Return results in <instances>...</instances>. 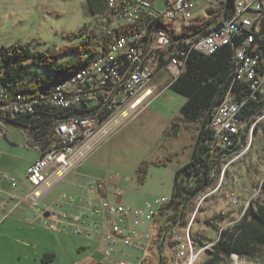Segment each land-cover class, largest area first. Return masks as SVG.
<instances>
[{"label": "rangeland", "instance_id": "obj_1", "mask_svg": "<svg viewBox=\"0 0 264 264\" xmlns=\"http://www.w3.org/2000/svg\"><path fill=\"white\" fill-rule=\"evenodd\" d=\"M214 1L216 3L196 0L200 17L211 18L210 9L221 8L219 0ZM170 23L181 32L190 25V22L176 18H169ZM85 25L97 33L104 31L103 19L92 15L86 0H0V50L19 44L29 45L34 51L58 50L82 41V37L75 35L81 34ZM167 52L170 55L171 50ZM171 82L168 72L160 73L150 83L155 90L152 100L144 101L132 113L120 110L116 117L121 119L115 125L102 127L92 135L82 152L89 151L91 155L78 169L79 175L59 184L52 194L47 193L48 199L42 200L36 208L26 215L20 211L10 216L5 214H10L13 203L1 205L0 264H90L93 260H104L102 233L94 236L87 232L79 236L74 234L76 223L72 224L75 221L71 218L84 213L90 201L88 198L83 204L89 193L75 183L91 188L90 183L101 181L107 199L114 204L139 211L147 210V205L151 204L152 211L161 210L156 201L172 198L176 172L190 161L202 128V120H182L175 124L187 98L171 90L168 87ZM256 128L257 133L254 130L250 133L251 128L243 132L241 137L246 141L243 148L219 163L213 185L190 203L187 224L184 227L178 224L180 227L175 229L174 235L190 234L191 227L192 234L202 233L217 242L221 236L219 226L233 227L251 203L264 204V121ZM244 135H248L245 140ZM46 141L51 140L48 137ZM159 141L171 142L161 147ZM38 145L27 128L0 121V182L19 186L26 183L28 168L41 155ZM160 160L165 161L166 166L154 164ZM145 162H149V169L142 182L138 170ZM229 163L226 170L224 167ZM219 177H224L222 182ZM27 189L32 190V186L27 184ZM80 191L84 196L78 195ZM65 194L67 201H61ZM93 196L96 198L97 195ZM97 198L96 202L99 196ZM45 206H51L54 216L55 212L60 213L59 218H39V211ZM7 217L10 218L3 224ZM152 221H145L139 232L153 235L155 241L159 229L152 227ZM172 242L173 237H169L163 249L165 264H174L177 249L170 245ZM145 250L148 263L158 264L159 249L153 246L149 250L148 246ZM117 251L116 258L134 264H140L146 256V252L132 246L123 249L119 246ZM205 253L198 264L207 259ZM46 254L55 255L54 260L44 261ZM224 264H264V258L250 261L234 255Z\"/></svg>", "mask_w": 264, "mask_h": 264}, {"label": "built area", "instance_id": "obj_2", "mask_svg": "<svg viewBox=\"0 0 264 264\" xmlns=\"http://www.w3.org/2000/svg\"><path fill=\"white\" fill-rule=\"evenodd\" d=\"M110 2L116 5L113 27L121 31L125 26H132V37L120 43L116 55H109L104 65L89 78L70 86L65 92L42 96L38 102H29L20 94L12 103L0 104V120L5 122L12 123L20 117L35 114L43 105H51V115L55 116L52 117L49 135L52 146L27 172V181L33 188L23 201L34 208L46 198L47 193L84 164L91 153L82 152L92 135L102 127L115 125L121 119L116 117L120 110L132 113L144 101L152 100L155 90L150 83L163 71L176 80L185 71L188 55L193 50L212 55L223 46H232L236 80L246 85L241 91V99L231 91L222 102V111H214L211 153L221 158L219 163L229 157L225 152L236 138L249 128L252 133L264 121V20L260 0H239L237 17L224 26L223 31L198 45L183 46L173 55H163L164 46H169V40L189 35L179 34L178 27H170L169 18L193 20L197 17L196 0ZM254 22H261L263 31H256ZM240 53L248 54L247 66L239 65ZM6 92L0 87V99L6 96ZM246 110L253 113L248 117L243 132H236L237 115ZM63 111L73 114L63 117L60 115ZM230 164L224 168L227 170ZM219 178L221 182L224 179ZM97 185L99 190L103 189V182L97 181ZM14 186L18 187L17 184ZM170 201L163 198L156 202H160V209H163ZM147 208L145 211L134 210L114 204L101 195L98 202L89 201L84 213L71 218L75 221L72 224L76 223L74 234L79 236L87 232L89 236H94L102 233L100 241L104 260L94 264H134L116 258L115 254L119 246L122 249L132 246L143 250L147 234H141L139 228L152 218L154 212L151 204ZM49 213L51 211L46 208L44 214ZM54 214L57 215L56 212ZM223 230L224 227L219 226V235ZM205 238L202 233L192 234L191 227L190 234L173 235L175 249H179V259H174V264H198L200 257L215 244Z\"/></svg>", "mask_w": 264, "mask_h": 264}, {"label": "trees", "instance_id": "obj_3", "mask_svg": "<svg viewBox=\"0 0 264 264\" xmlns=\"http://www.w3.org/2000/svg\"><path fill=\"white\" fill-rule=\"evenodd\" d=\"M86 1L92 15L103 19L104 31L101 33L85 25L81 34L75 35V37H82V41L58 50L34 51L29 45L22 44L3 47L0 50V87L7 91L6 96L0 99V104H10L20 94L21 98L29 99V102H38L40 97L48 95L51 86L71 80L84 69L105 60L117 39L132 35V26H125L121 31L113 27L116 6H112L110 0ZM217 2L221 8H212L209 11L213 17L198 16V19L188 20L191 24L184 34L190 37L200 30L204 32L202 36L212 34L218 31L224 22L235 16L239 0H219ZM260 4L262 5V20H264V0H260ZM254 29L263 31V24L254 22ZM186 42L184 39L178 47L174 48L177 45L175 44L170 55L178 53L179 48L188 46ZM234 53L230 45L219 48L212 55L193 50L188 55L185 71L169 85L171 90L187 98V102L181 109V115L174 121L175 124H180L182 120L191 122L202 120V128L190 161L176 172L170 204L161 210L157 208L154 213L152 220L155 221L159 232L158 239L154 241L153 237L150 241L149 250L153 246L159 249L164 234L175 223L179 222L183 227L187 224V210L190 203L204 194L215 181L214 172L219 170L220 157H214L211 153L214 140L211 122L214 111L220 110L222 102L231 91L235 92L236 98L241 99L243 96L241 91L246 87L236 80ZM163 55H169V53L166 51ZM40 108L42 109L39 112L20 117L12 123L27 128L35 141L45 148L47 144H50L51 148L53 141L46 142V139L51 132L52 117L55 116L51 115V105H43ZM252 113V110H246L238 115V118L240 117L239 119L244 122L239 132H243L247 119ZM72 114V112L63 111L60 115L69 117ZM257 131L258 128H255L254 133ZM245 138L247 135H244V140ZM42 141L45 142L42 143ZM245 143L246 141H243L244 145ZM241 144L242 140L239 136L225 153L230 154L239 148L242 149ZM169 157L172 158L173 155ZM154 164L166 166V162L161 160ZM148 169L149 162H145L138 170L142 182L146 180ZM178 226L176 228L180 227ZM175 229L167 235L165 246L169 237H173V233L177 231ZM205 240L215 242V244L206 251L207 259L203 264H224L234 255L250 261H262L264 258V204L259 201L251 203L236 225L227 227L221 232L217 242L207 237ZM170 245L175 246V241ZM54 258L55 255L46 254L43 260L48 262ZM148 262L149 260L145 259L142 264H149ZM165 262L166 257L164 256L163 264Z\"/></svg>", "mask_w": 264, "mask_h": 264}, {"label": "crops", "instance_id": "obj_4", "mask_svg": "<svg viewBox=\"0 0 264 264\" xmlns=\"http://www.w3.org/2000/svg\"><path fill=\"white\" fill-rule=\"evenodd\" d=\"M207 2H209V3L214 2V3H216V1H214V0H207ZM199 11H200V7L198 6V7H197V12H196V13H197V16H200ZM190 24H191V23H190ZM170 26H171V27H174L171 23H170ZM179 32H181V31H179ZM22 45H23V44H22ZM0 121H1V120H0ZM10 123H11V122H10ZM25 129H26V128H25ZM36 142H37V141H36ZM43 142H45V141H42V143H43ZM46 142H48V141H46ZM170 142H171V141H159L158 145L161 146V147H163V146L166 145V143L170 144ZM37 148H38V150H39L40 153H41V155H40V157H41L42 154L50 148V144H47V146H46V148H45V147H43V145L40 143V145H38ZM170 155H171V153H170ZM83 165H84V164H83ZM30 166H31V165H30ZM80 167H82V165H81ZM80 167H79V168H80ZM79 168H78V169H79ZM28 169H29V168H28ZM78 169L76 170V172H75L74 174L70 175L66 180L70 179V178L73 177V176H78V175H79L78 172H77V171H79ZM27 172H28V170H27ZM66 180H65V181H66ZM65 181H64V182H65ZM64 182H63V183H64ZM27 184H28L29 186H32L28 181H26V183L22 184V186H19V185H18V187H15L14 185H6L4 182H3V183L0 182V209H1V205H9V204H12V203H13V207H12V209H11L10 214L7 213V214H5V215H10V216H12V215H14V214H16L17 212H20V211L24 212L25 215H26L27 213H29L30 210L34 209V207L32 206V204L23 201V199H26V198L28 197L29 193L32 191V190H28V189H27ZM75 184H76L77 187H80V189H84L86 192L89 193V196H88L87 198H85L83 204H85V201H87L86 199H88V198H89L90 201H92V202H96V199H98L97 196H99V199H100L101 195L104 196V197L107 199V193H106V191H105V188H103L102 190H99L96 181H95L94 183H90V184H89V187H91V188H88V185H82V184L77 185V183H75ZM57 187H59V185H58ZM57 187H56V188H57ZM32 188H33V187H32ZM56 188L54 189V191L56 190ZM54 191H52L51 194H52ZM82 194H83L82 191H80V192L78 193V195H82ZM93 195H97L96 198H95ZM82 196H84V194H83ZM46 199H48V198H45L44 200H46ZM66 199H68L67 194L64 195V197L61 199V201H67ZM82 201H83V199H82ZM42 202H43V201H42ZM73 203H74V199H73ZM86 203H88V202H86ZM158 204H160V202H158ZM60 206L63 207V206H62V203L60 204ZM50 207H51V206H45V207H44V210H45L46 208H49V210H50ZM73 207H75V206H73ZM152 207H153V206H152ZM44 210L40 209V211H39V213H40V214H39V218H41V219H45V220H47V219H48V220H51L52 218H55V219L59 218L60 213L57 214V215H55V216H54L53 214H51V213H50V215H49V214L46 215V214H44ZM80 210H81V209H80ZM62 215H63V214H62ZM9 218H10V217H7V219H5V221H4L3 224H5V223L8 221ZM153 218H154V217H153ZM153 218H152V219H153ZM1 220H2V219H1ZM1 220H0V221H1ZM150 221H151V219L148 220V222H150ZM152 222H154V224H153L152 227H155V221L153 220ZM173 235H174V234H173ZM152 239H153V235H151V234H147V235L145 236V241H144V246H143V250H142V251L146 252V256L143 258V260H142V262H141L140 264H142V263L144 262V260L146 259V257H147V254H148V253H147V251H146L145 249L149 246V243H150V241H151ZM99 261H100V260H99ZM96 262H98V261L93 260L91 263L94 264V263H96Z\"/></svg>", "mask_w": 264, "mask_h": 264}, {"label": "bare ground", "instance_id": "obj_5", "mask_svg": "<svg viewBox=\"0 0 264 264\" xmlns=\"http://www.w3.org/2000/svg\"><path fill=\"white\" fill-rule=\"evenodd\" d=\"M110 3H111L112 6H116L114 2H110ZM238 8H239V3H238V6H237V11H236L235 16L232 19H229L226 22H224V24H222V26H220V29L218 31H215V32H213L212 34H209V35L202 36V34L204 32H203V30H200V31H198V33H195L194 35H191L190 37H188V36L176 37V38H174L172 40H169V46H164L163 52L171 50L172 47L175 44H177V45H175L174 48L178 47V45H180L181 41L184 40V39H186V41H187L186 44L188 46L198 45L199 43H203V42H205L207 40H210L213 35H216L220 31H223V27L226 26V25H229V23H231L232 20L237 17ZM186 21H188V20H186ZM184 32H179V34H184ZM129 37H132V35L130 34V36H125V37L117 39L116 42L114 43V46H113L112 51H111L110 54L111 55H116V53L118 51V46L120 45V43L127 41V39ZM105 61H106V59L103 60V61H100V62H96L95 64L92 65V67H89L88 69H84L79 74H77L75 77H73L71 80L66 81L64 84H58V85L51 86L48 95H53V93L65 92L66 89H68L70 86H73V85H76V84H80L85 78H89L92 75V73L95 72V70L97 68H100L101 66H103ZM239 65L240 66H247L248 65V54L247 53H240ZM219 111H222V107L220 108ZM239 118H238V115H237L236 132H239L240 127L244 124V122H242L241 119H239ZM154 213L155 212H152V218L154 216ZM152 218H150V219L152 220ZM175 259H179V249H177V253H176Z\"/></svg>", "mask_w": 264, "mask_h": 264}, {"label": "water", "instance_id": "obj_6", "mask_svg": "<svg viewBox=\"0 0 264 264\" xmlns=\"http://www.w3.org/2000/svg\"><path fill=\"white\" fill-rule=\"evenodd\" d=\"M241 140H242V137H241ZM243 145V140H242V144L241 146ZM239 149H237L236 151L230 153L229 155H232V154H235L236 152H238ZM221 158H219L218 160V163L220 162ZM179 222L178 223H175L170 229H168L166 231V233L164 234L163 238H162V242H161V245L159 247V250H158V254H159V263L158 264H162V261H163V249H164V246H165V243H166V239H167V235L173 231V229H175L177 226H178Z\"/></svg>", "mask_w": 264, "mask_h": 264}]
</instances>
